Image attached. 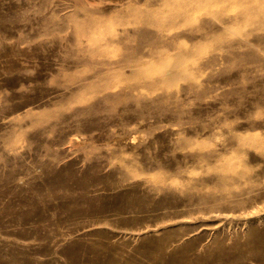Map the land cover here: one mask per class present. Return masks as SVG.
Returning a JSON list of instances; mask_svg holds the SVG:
<instances>
[{"label": "rangeland", "instance_id": "374dc122", "mask_svg": "<svg viewBox=\"0 0 264 264\" xmlns=\"http://www.w3.org/2000/svg\"><path fill=\"white\" fill-rule=\"evenodd\" d=\"M0 264H264V0H0Z\"/></svg>", "mask_w": 264, "mask_h": 264}, {"label": "bare ground", "instance_id": "6f19581e", "mask_svg": "<svg viewBox=\"0 0 264 264\" xmlns=\"http://www.w3.org/2000/svg\"><path fill=\"white\" fill-rule=\"evenodd\" d=\"M49 54V53H48ZM42 82V81H41ZM46 88V87H45ZM31 89V88H30ZM30 89H29V91H30ZM44 90V89H43ZM10 95V94H9ZM12 95V94H11ZM14 96V95H13ZM13 96H11V97H13ZM10 98V97H9ZM11 99V98H10ZM14 100V99H13ZM94 115V114H93ZM83 122V121H82ZM91 124V123H90ZM92 131V130H91Z\"/></svg>", "mask_w": 264, "mask_h": 264}]
</instances>
